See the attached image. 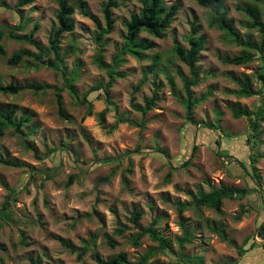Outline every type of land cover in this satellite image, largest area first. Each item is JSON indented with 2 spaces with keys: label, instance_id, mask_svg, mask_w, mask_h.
<instances>
[{
  "label": "rangeland",
  "instance_id": "374dc122",
  "mask_svg": "<svg viewBox=\"0 0 264 264\" xmlns=\"http://www.w3.org/2000/svg\"><path fill=\"white\" fill-rule=\"evenodd\" d=\"M1 1L6 6L0 7V29L4 33L0 43L6 55L0 56V82H33L44 88L37 93L30 89L18 94L0 93L1 106L14 107L17 115L30 119L22 128L21 137L11 127L0 136V158L20 164L16 167L0 162V243L3 245L0 264H35L34 261L96 264V255L106 259L120 251L126 253L130 262L137 263L159 243L145 234L135 247L130 238L139 228L149 226L154 218L157 219L155 230L168 244L143 264H197L185 262L186 256H200V264H264V238L261 241L254 238L255 234H261L258 227L264 222V156H260L264 153V121H260L257 142L246 144L250 134L248 119L234 118L230 111L235 105L252 110L260 106V94L247 97L234 94L239 88L238 80L245 75L251 78L254 89L260 87L257 78L260 60L231 64L221 59L243 50L251 53L255 50L224 38L220 29L209 27L210 12L196 0H167L180 4L173 22L161 38L146 32L140 34L154 43L144 52L145 59L124 55L125 60L115 69L123 76H115L109 89L116 106V110H110L101 88L108 76L95 61L99 47L94 41L96 26L76 10L74 29L63 34L59 55L68 72L77 68L75 88L79 97L88 93L91 114L85 115L86 105L75 102L64 87L60 72L45 64L35 68L25 61L17 65L6 62L19 49L37 52L34 45L9 36L10 33L27 36L34 24H38L34 40L47 48L51 28L56 24L58 0H33L19 7L21 15L15 6L18 0ZM85 1L104 22L101 11L104 0ZM115 1V25L105 36L102 48L106 64H111L112 55L124 42L123 20L141 8V0ZM246 5L255 6L264 23V7L260 2L225 0L228 18L239 31L240 39L257 43L261 37L258 27H248L250 18L237 9ZM192 21L206 35L205 49L197 63L203 78L191 88L192 98H199L209 90L211 95L194 107L189 121L184 105L171 93L167 76L174 78L178 92L184 97L182 77L188 75L189 69L172 47L175 42L187 47L184 37ZM154 55L159 60L148 72L146 82L136 89L143 72L150 69ZM48 57L52 59L53 54L49 53ZM158 82H162L159 100L142 116L131 106V101L143 105L144 98L153 91V84ZM55 87L62 90L69 120L57 113ZM93 87L99 88L90 90ZM105 108V122L101 124L96 115ZM118 114L145 123L139 127L123 122L111 128ZM213 126H219L220 132ZM192 138L196 148L191 154ZM216 138L219 143L215 142ZM25 139L32 148L25 146ZM250 157L256 159L252 164ZM235 160L245 167L236 168L239 174L247 170L252 175L255 170L258 177L253 175L247 183L242 176L234 175L228 165ZM71 175L73 180L67 185ZM4 183L14 194L9 193ZM219 186L250 190L235 199H223L221 212L193 204L199 191L207 192ZM5 201L8 204L2 208ZM176 202L188 203L182 215L177 213ZM240 206L246 212L237 219ZM134 209L142 212L137 225L130 221ZM119 223L125 227L122 234L116 233ZM182 223L191 235L183 243ZM221 227L225 228L228 241L219 236L217 230ZM22 234L25 243L20 240ZM91 234H97L95 248H86L80 258L78 251L71 252L59 241L62 238L81 249L83 240ZM106 235L111 236L114 246L108 244Z\"/></svg>",
  "mask_w": 264,
  "mask_h": 264
},
{
  "label": "trees",
  "instance_id": "16d2710c",
  "mask_svg": "<svg viewBox=\"0 0 264 264\" xmlns=\"http://www.w3.org/2000/svg\"><path fill=\"white\" fill-rule=\"evenodd\" d=\"M33 0H18L16 3V10L21 15V11L19 7L25 6L31 3ZM255 3L260 2L264 7V0H251ZM197 4L205 7L209 10V19H208V26L209 27H216L224 32V38H230L231 41L238 45H242L244 47H249L255 50V53H251L247 50H243L241 53L233 55L231 57H224L221 58L224 62L231 63V64H244L246 62L252 61L254 59L260 60V65L257 70V78L260 81V87L254 89L252 86V80L249 76H243L242 79L238 80L239 88L234 91V94L237 97H247L256 94H260L262 97V102L259 107L255 110L249 109L247 106H240L235 105L230 108L231 115L234 118H239L242 116L247 117L249 122L250 134L245 139L246 144L251 142H257V135L259 133V126L260 121H264V23L260 21V13L255 6L246 5V6H238V10H242L246 13V15L250 18L249 22H247L248 27H258L261 37L259 42L253 43L249 39L243 40L240 39L239 31L235 28L232 21L228 18V9L225 6V0H196ZM6 6L0 0V7ZM117 7V3L115 0H104L102 3L101 11L103 14L104 22L100 20V18L94 14L89 7L85 0H75L74 4L70 3V0H58V10L55 14L56 24L52 26L49 37H48V46L44 48L38 42H36L33 38L34 33L38 29V24H34L33 28L29 32L27 36H20L10 33L9 36L26 41L35 46L37 52H33L27 49H19L10 54L7 57V64L8 65H17L21 61H25L28 66H34L38 68L40 64H45L53 68L55 71L61 73V76L64 81V87L68 89V92L74 96L76 99L77 104L86 105L85 115L91 114V103L87 98V92L84 93L81 97L75 88V81L78 79L79 75L77 73V68L72 69V71L68 72L66 66L63 63V57H60L59 50H60V43L63 37V34L66 32H72L74 29V22H73V14L76 10L79 11L82 15L91 19L95 26L96 32L94 36V41L98 44V50L96 52L95 61L100 68L106 70L108 80L104 85H101L103 88L104 93V100L107 104L108 109L116 110V106L114 105L111 96H110V88L113 84V80L115 76H123V73L115 71V69L121 64L125 59L124 55L129 54L138 59H145L147 54L144 53L146 50L152 48L154 43L149 41L145 37H140L142 32H146L149 35L154 37L161 38L163 37L165 31L169 28L173 19L179 10L180 4L178 1H173L171 3H167V0H141V8L138 12H132L128 19L123 20V24L126 28V33L124 36V42L121 48L111 57V64H106L103 61V46L105 44V36L110 34L115 25V17L113 15V8ZM22 28V27H20ZM4 33L2 29H0V40L2 39ZM185 41L187 42V47L181 45L178 42H175L172 51L176 54L180 61L188 67V75L182 77V88L185 92V96L183 97L177 90V86L175 80L172 76H167L168 84L171 88V93L175 97H178L180 102L184 105L187 120H191V114L194 109L199 103L205 100L209 95H211V91H207L206 93L202 94L199 98H192V91L191 88L199 83L202 80V76H200V70L197 65L198 61L200 60V52L205 49V42H206V35L201 33V29L199 25L195 21H192L190 24V30L188 34L184 37ZM49 53L53 54V58H49ZM6 52L4 46L0 43V56H5ZM46 58V60L43 59ZM29 58H32L34 62L30 61ZM159 60L157 55L152 57V65L149 70L143 72L142 79L136 86V89L139 88L142 84H144L147 80L148 72L154 69L156 62ZM162 87V82H158L153 84V91L149 97H145L143 100V105H135L131 101V106L138 110L142 116L151 110L152 107L156 104L159 100L158 92ZM44 86L39 83H15L13 81H9L7 83L0 82V93L2 94H18L24 90L30 89L33 92L37 93L43 90ZM99 87H93L94 90ZM61 88L55 87V101L57 105V113L60 117L64 119H70L69 115L65 112L63 106V98L61 94ZM107 108L101 110L97 113V119L99 123L103 124L105 122V114ZM217 115H221L219 111H216ZM116 122L112 125L111 128H114L119 123L128 122L131 124H135L136 126L142 127L144 120L141 122H135L131 119L124 117V115L118 114ZM29 117L26 115H17L16 109L14 107H3L0 105V136L3 132L11 127L13 131L17 134L22 136V128L26 123L29 122ZM210 127V126H209ZM219 133L220 127L213 126ZM220 137V136H218ZM216 143H219L218 138L215 139ZM24 144L28 148H32L31 143L25 139ZM196 148L194 139H191L189 144L190 153L192 154ZM52 151V150H51ZM48 151V152H51ZM259 156V155H258ZM260 156H264V153L260 154ZM188 159V158H187ZM190 160V159H188ZM254 157H250V164L255 162ZM187 160L185 159V162ZM0 162L5 165H12V166H20V164L16 161H10L8 159L0 158ZM229 170L233 172L234 175L242 176L247 183H250L253 175L258 177V174L255 170H253V174L251 175L249 171H244L240 174L236 171V168H245L244 165L240 162L235 160V163H231L228 165ZM128 170H130L128 168ZM73 180V176H69L66 184L69 185ZM257 180V179H256ZM125 181V179H124ZM5 188L9 191L10 194H14V191L10 189L6 183H4ZM250 188H232V187H212L209 191H199L198 197H196L193 201V204L197 207L205 206L209 208H213L217 212H221L222 202L223 199H235L236 197H240L245 195ZM8 204V201L2 205V208ZM176 209L179 215H182L188 203H181L176 202ZM96 212V211H95ZM246 210L243 206H240L238 213L236 214V218L239 219ZM142 212L134 209L132 214L130 215V221L137 225ZM89 216V214H86ZM157 219L154 218L151 221V224L147 227L139 228V231L132 235L130 240L131 243L135 246H139V239L148 234L153 240L159 243V246L153 248L152 251L146 253L140 261L137 263H132L128 260L127 255L125 252L120 251L117 254L110 256L108 258H102L96 255V264H143L149 256L158 252L159 250L165 249L168 242L166 241L165 237L157 232L154 228ZM120 224V223H119ZM183 228V236L180 239L181 243L187 242L190 240V233L186 230L185 226L182 223ZM264 228V222L260 224L258 227V232ZM125 232V227L120 224V228L116 229L117 234H122ZM219 236L223 241H228V235L225 228L221 227L217 230ZM97 234H91L89 239L83 240L84 247L81 249H76L75 246L67 240L59 238L60 243L69 249L71 252H77V258H80L86 248L94 250L96 245ZM106 239L109 245L114 246L115 242L111 238V236L106 235ZM20 240L22 243H25V237L22 234ZM0 248H3V245L0 243ZM240 251V250H239ZM185 262L193 263L196 261L197 264H200L202 258L200 256H186L184 258ZM35 264H38L34 261ZM57 264H62V262H58Z\"/></svg>",
  "mask_w": 264,
  "mask_h": 264
},
{
  "label": "built area",
  "instance_id": "2783aa9c",
  "mask_svg": "<svg viewBox=\"0 0 264 264\" xmlns=\"http://www.w3.org/2000/svg\"><path fill=\"white\" fill-rule=\"evenodd\" d=\"M257 241H260L264 238V230L261 232V234H255V237Z\"/></svg>",
  "mask_w": 264,
  "mask_h": 264
},
{
  "label": "crops",
  "instance_id": "0c3cea01",
  "mask_svg": "<svg viewBox=\"0 0 264 264\" xmlns=\"http://www.w3.org/2000/svg\"><path fill=\"white\" fill-rule=\"evenodd\" d=\"M261 241V240H260Z\"/></svg>",
  "mask_w": 264,
  "mask_h": 264
}]
</instances>
